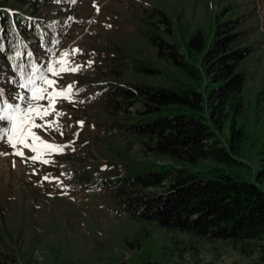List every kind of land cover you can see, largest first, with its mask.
Segmentation results:
<instances>
[{
    "label": "rangeland",
    "instance_id": "374dc122",
    "mask_svg": "<svg viewBox=\"0 0 264 264\" xmlns=\"http://www.w3.org/2000/svg\"><path fill=\"white\" fill-rule=\"evenodd\" d=\"M0 5L29 11L28 5L14 0H0ZM60 8L63 11L58 13ZM39 11L66 21L62 51L57 54L61 57L69 52V66H80L81 70L50 78L58 81L57 89L71 85L74 93L92 82L82 72L92 69L93 64L118 70L103 74L98 82L177 86L185 77L156 55L146 33L157 30L187 55L185 42L195 30L209 39L218 21L242 16L238 28L247 34L241 45L253 47L237 67L244 76L240 94L243 108L237 125L243 129L245 141L236 157L244 166L219 167L234 178L258 183L255 174L264 141V0H69L68 4L44 5ZM165 26L171 30L169 35L162 33ZM192 59L199 63V58ZM140 67L157 72L146 74L137 69ZM14 93L29 95L19 88ZM82 97L75 94L74 102L57 101L56 111L45 120L58 124V129L35 130L45 142L64 146L63 153L44 157L49 164L21 159L11 154L13 149L6 143H0V152L9 153L0 155V260L7 264H255L257 252L249 251L244 243L207 240L177 228H161L153 221L117 215L111 191L72 188L76 184L73 170L92 173L102 169L114 177L135 174L151 165L155 169L177 165L145 153L131 134L107 133L113 124L123 123L125 116L112 115L100 105L87 106ZM16 103L23 106V101ZM218 134L228 146V124ZM23 151L26 157L36 154ZM86 151L89 157L83 156ZM181 166L202 171L216 165L203 161ZM160 191L140 189L142 193Z\"/></svg>",
    "mask_w": 264,
    "mask_h": 264
},
{
    "label": "trees",
    "instance_id": "16d2710c",
    "mask_svg": "<svg viewBox=\"0 0 264 264\" xmlns=\"http://www.w3.org/2000/svg\"><path fill=\"white\" fill-rule=\"evenodd\" d=\"M14 1L28 5L29 11L9 7L10 11L0 5V45L4 49L0 52V88L9 99L19 87L20 77L8 57L19 52L16 65L30 70L35 64L44 70L45 60L56 46L54 41H59L66 29L64 18L39 10L67 0ZM61 12L59 9L58 13ZM243 20L240 16L218 21L209 39L195 30L185 42L187 55L157 30L148 31L146 37L156 47V55L185 77L186 81L177 86L98 82L103 74L118 72L117 68L93 64L92 69H83L82 76L92 79L75 91L83 96V103L100 105L112 115L125 116L123 123L113 124L106 132L131 134L145 153L165 157L177 165L157 169L150 168L151 165L135 174L114 177L102 169L92 173L73 170L76 184L72 188L111 191L117 215L153 221L161 228H177L207 240L244 243L249 251L257 252L255 264H264V141L255 174L258 183L234 178L219 167L244 166L236 157L245 141V133L237 125L244 85V76L237 67L253 47L241 45L247 34L238 28ZM164 29L162 33L169 35L170 28ZM192 57L199 58V63ZM137 69L150 75L157 72L148 67ZM226 124L230 129L228 146L222 144L218 134ZM90 155L86 151L83 156ZM203 161L216 166L202 171L181 166H196ZM149 187L161 191L140 192ZM0 264L7 261L0 260Z\"/></svg>",
    "mask_w": 264,
    "mask_h": 264
},
{
    "label": "snow or ice",
    "instance_id": "6c2138e0",
    "mask_svg": "<svg viewBox=\"0 0 264 264\" xmlns=\"http://www.w3.org/2000/svg\"><path fill=\"white\" fill-rule=\"evenodd\" d=\"M72 2L75 3L76 0H72ZM58 43L59 41H54V45ZM3 50V46L0 45V52ZM48 51L52 50L48 49ZM74 51L79 52L80 50ZM18 57L19 52L16 56H10L8 59L14 62L13 68L20 77L19 89L24 90L29 95L14 93L10 100L4 89L0 88V143H6L13 149L11 154L21 159H31L33 162L40 161L43 164H49L50 161L44 157L53 153H63L64 146L45 142L35 130L47 131L54 127L58 129V124L48 122L45 118L56 111L58 100L74 102L72 97L75 95L71 85L67 86L66 89H57L58 81L50 77H61L62 74L69 72L78 73L81 68L80 66H69L67 59L69 52L67 51L63 52L61 57L50 60L44 70L35 64L31 65L30 70L24 65H16L15 60ZM17 100L23 101V106L16 103ZM45 101L47 103H44ZM80 123L82 124V122ZM60 134L63 135V132ZM23 149H29L36 154L32 157H26ZM8 154L0 152V155ZM13 166L15 167V163ZM44 179L48 180V177L46 176Z\"/></svg>",
    "mask_w": 264,
    "mask_h": 264
}]
</instances>
